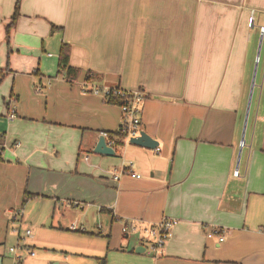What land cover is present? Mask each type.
<instances>
[{
	"label": "crops",
	"instance_id": "1",
	"mask_svg": "<svg viewBox=\"0 0 264 264\" xmlns=\"http://www.w3.org/2000/svg\"><path fill=\"white\" fill-rule=\"evenodd\" d=\"M16 1L0 0L1 264L18 234L40 255L17 264H264V0H19L9 27ZM85 83L142 89L158 149L114 135L119 154L93 152L121 112ZM164 218L155 253L138 229Z\"/></svg>",
	"mask_w": 264,
	"mask_h": 264
},
{
	"label": "built area",
	"instance_id": "2",
	"mask_svg": "<svg viewBox=\"0 0 264 264\" xmlns=\"http://www.w3.org/2000/svg\"><path fill=\"white\" fill-rule=\"evenodd\" d=\"M253 16L250 15L248 18L249 25L252 24ZM259 36H261V41L264 35V25L258 27ZM258 55L256 56V61L258 60ZM83 90L90 91L101 96V98L108 103H113L119 106L121 117L120 123L117 130L121 135V138L124 142H129L131 137H136L139 135L141 130V109L142 101L145 97V92L142 89L127 90L120 88L119 86H110V85H97V84H84ZM15 117L14 109H9L7 112V118L12 120ZM105 137V140L108 145L115 149V140L110 136L109 132L106 130H101L99 132ZM158 149V147H155ZM122 174H129L132 177H140V174L129 170V169H114L112 171V178L117 180ZM234 174H237V170L234 171ZM9 214L13 218L21 216L22 210H9ZM175 223L174 219L164 218L156 226H149L143 228V232L147 234L145 240H148L151 244L150 249L152 252L159 253L161 245L164 243L166 237L169 235L170 227ZM72 228H75L74 224H71ZM133 229V227H132ZM130 229L127 225H123L121 230L122 232H128ZM30 233L29 229L24 230V235ZM151 237V239H149ZM23 236L18 234L17 244L9 246L8 250L12 254V260L14 264H17L22 258V251L29 255H33L34 252L30 248L24 245L21 241ZM224 235L219 234L218 240H223Z\"/></svg>",
	"mask_w": 264,
	"mask_h": 264
},
{
	"label": "water",
	"instance_id": "3",
	"mask_svg": "<svg viewBox=\"0 0 264 264\" xmlns=\"http://www.w3.org/2000/svg\"><path fill=\"white\" fill-rule=\"evenodd\" d=\"M260 45H261V36H259V40H258L257 55L259 53ZM256 65L257 64L255 63L254 68H253V74H252V79H251V84H250L249 97H248V101L246 104V111H245L244 123H243V127H242V133H244L245 126H246L247 113L249 111V105H250V99H251V92H252L253 85H254ZM241 139H242V141L244 140L243 135L241 136ZM129 142H131L133 144L145 146L148 148H154L155 146H157V143H158L157 140L152 138L149 134H147L143 130H140L138 136L131 137L129 139ZM92 151L95 153H101V154H107V155H114V153H115V149L107 144L105 137L101 134H99L97 141L95 142V144L92 148ZM239 153H240V149H239L238 155H239ZM135 250L139 251V248H136ZM0 264H1V256H0Z\"/></svg>",
	"mask_w": 264,
	"mask_h": 264
},
{
	"label": "trees",
	"instance_id": "4",
	"mask_svg": "<svg viewBox=\"0 0 264 264\" xmlns=\"http://www.w3.org/2000/svg\"><path fill=\"white\" fill-rule=\"evenodd\" d=\"M18 1H16V5H15V10L11 16V22L9 23V27L12 26L15 23V19L18 13ZM8 33V30H7ZM68 54H69V46L66 43H61L60 48H59V52H58V66L64 71V77L67 80H73L77 77V74L79 72V69L73 66H70L68 64ZM89 78V77H88ZM107 132H109L110 136L114 138V135H116L118 137V139H121V135L119 134V131L116 129L115 131H109L106 130ZM115 147L118 145V143L120 142L119 140L115 139ZM103 258L100 259L99 264H104L103 263Z\"/></svg>",
	"mask_w": 264,
	"mask_h": 264
},
{
	"label": "rangeland",
	"instance_id": "5",
	"mask_svg": "<svg viewBox=\"0 0 264 264\" xmlns=\"http://www.w3.org/2000/svg\"><path fill=\"white\" fill-rule=\"evenodd\" d=\"M54 38H57V35H55L54 36ZM53 49H54V47L53 48H51V49H47L46 51H49V52H51L52 54H53ZM263 51H264V35H263V38H262V42H261V46H260V55L263 53ZM53 55H55V52H54V54ZM254 68V67H253ZM252 79V78H251ZM250 83H251V81H250ZM256 92V90L253 88L252 89V92H251V96H252V98H254L255 97V93ZM248 97H249V92L247 93V97H246V101H248ZM251 114H252V111L250 112ZM248 114H249V112L247 113V116H248ZM118 128V127H117ZM244 134H245V130H244V133H242V131H241V136L243 135V139H245L244 138ZM258 137V136H257ZM246 139H247V134H246ZM118 149H119V145L118 146H116V151H118ZM118 154H119V151L117 152ZM14 225H16V222L14 223ZM26 228H30L31 229V227L30 226H26V225H22L21 226V231L22 230H24V229H26ZM138 230H140V231H138L139 232V235H142V236H145V237H147V234L146 233H144L143 232V230H141V229H138ZM22 233H23V231H22ZM23 235V234H22ZM25 239V238H24ZM149 239H151V237H149ZM147 243V242H146ZM148 244V243H147ZM12 246L14 245V244H11ZM148 246V245H147ZM30 248V247H29ZM30 250H32L33 252H34V257L35 256H39L40 255V250L38 249V248H36V247H33V248H31ZM22 252H24V251H22ZM25 253V252H24ZM23 254V253H22ZM26 254V256H31V255H29V254H27V253H25ZM59 254H61V255H63L61 252L59 253H57V255H59ZM7 256H6V258L8 259V257H9V255L8 254H6ZM24 255V254H23ZM25 256V255H24ZM33 257V258H34Z\"/></svg>",
	"mask_w": 264,
	"mask_h": 264
}]
</instances>
